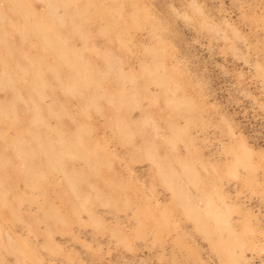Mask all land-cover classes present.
Here are the masks:
<instances>
[{
	"label": "rangeland",
	"instance_id": "374dc122",
	"mask_svg": "<svg viewBox=\"0 0 264 264\" xmlns=\"http://www.w3.org/2000/svg\"><path fill=\"white\" fill-rule=\"evenodd\" d=\"M0 264H264V0H0Z\"/></svg>",
	"mask_w": 264,
	"mask_h": 264
}]
</instances>
